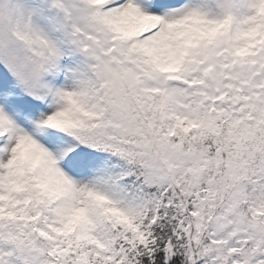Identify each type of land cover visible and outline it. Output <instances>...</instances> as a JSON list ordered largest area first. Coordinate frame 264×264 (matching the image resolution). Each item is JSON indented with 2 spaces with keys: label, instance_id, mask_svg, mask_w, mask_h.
I'll use <instances>...</instances> for the list:
<instances>
[{
  "label": "snow or ice",
  "instance_id": "obj_1",
  "mask_svg": "<svg viewBox=\"0 0 264 264\" xmlns=\"http://www.w3.org/2000/svg\"><path fill=\"white\" fill-rule=\"evenodd\" d=\"M0 264H264V0H0Z\"/></svg>",
  "mask_w": 264,
  "mask_h": 264
}]
</instances>
